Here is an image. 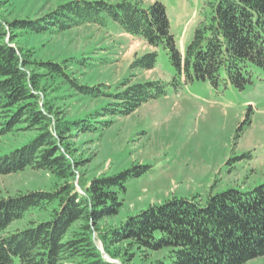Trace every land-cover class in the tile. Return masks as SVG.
Segmentation results:
<instances>
[{"label": "trees", "instance_id": "1", "mask_svg": "<svg viewBox=\"0 0 264 264\" xmlns=\"http://www.w3.org/2000/svg\"><path fill=\"white\" fill-rule=\"evenodd\" d=\"M86 24L115 25L155 48L136 56L131 69H153L158 51L164 50L174 70L170 81L124 78L108 92L102 83H79L69 71L89 67L90 58L34 60L13 43L21 35L60 33ZM256 70L264 71V0H206L183 52L159 1L71 0L43 19H0V136L14 129L35 133L0 155V176L30 169L61 180L52 190L0 196V264H245L263 256L264 181L204 199L173 196L104 230L98 224L118 214L128 182L150 166L94 176L80 184L82 192L73 182L83 164L75 156L76 135L109 128L114 117L165 96L169 86L177 91L198 81L241 90L253 83ZM45 79H60L84 97L106 96L108 102L76 118L59 117L53 99L40 95ZM31 212L41 217L13 227ZM157 253L161 256L152 260Z\"/></svg>", "mask_w": 264, "mask_h": 264}, {"label": "rangeland", "instance_id": "2", "mask_svg": "<svg viewBox=\"0 0 264 264\" xmlns=\"http://www.w3.org/2000/svg\"><path fill=\"white\" fill-rule=\"evenodd\" d=\"M68 1L71 0H0V19H43ZM136 1L142 5L159 1L164 5L176 46L183 51L206 0ZM13 43L27 50L34 60L90 58L89 67L72 66L69 71L79 83H102L108 92L117 90L116 85L124 78L133 83L156 79L168 82L174 74L162 49L153 69H131L136 56L155 48L115 25L101 28L86 24L60 33L21 35ZM41 86L40 95L53 99L61 112L58 116L67 119L93 112L108 102L106 96L84 97L60 79H45ZM247 115L248 124L244 123ZM113 119L109 128L76 135L72 140L75 156L83 159L73 179L77 190L82 192L80 184L94 176L139 164L150 167L128 182L118 214L100 222L99 230L173 196L196 195L204 199L209 193L230 187L248 190L264 181V71L256 70L253 83L241 90L231 86L212 88L198 81L182 84L177 91L169 86L165 96L143 104L130 115ZM34 134L14 129L0 136V155ZM59 183L61 180L50 174L25 169L0 176V196L34 189L52 190ZM39 217L31 212L13 227H23L26 220ZM97 244L104 252L98 241ZM160 256L157 253L151 259ZM112 261L118 263L116 259ZM245 264H264V255Z\"/></svg>", "mask_w": 264, "mask_h": 264}]
</instances>
